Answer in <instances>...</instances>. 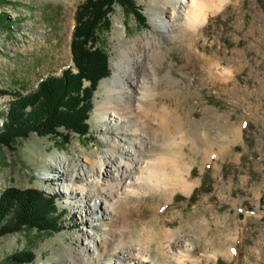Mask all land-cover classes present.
Returning a JSON list of instances; mask_svg holds the SVG:
<instances>
[{
	"label": "rangeland",
	"instance_id": "1",
	"mask_svg": "<svg viewBox=\"0 0 264 264\" xmlns=\"http://www.w3.org/2000/svg\"><path fill=\"white\" fill-rule=\"evenodd\" d=\"M83 1L0 0V19L5 21L0 24V91L8 92L0 96L2 115L14 93L31 92L47 75L73 68L70 40L76 8ZM114 1L94 30L110 74L94 91L88 133L31 132L11 148L0 145V194L9 187L33 188L56 198L62 210L58 232L25 229L0 237V264H76L74 251L83 249L85 232L107 229L104 193L98 195L89 223L80 224L77 200L63 192V185L78 193L81 182L55 179L62 173L70 177L89 163L87 158L105 156L112 136L102 131L106 114L93 111L95 104L113 100L106 89L117 82L118 61H127L126 48L144 34L159 32L152 25L158 14L153 0H132L143 20ZM203 1L202 24L189 41L166 40L158 65L174 82L175 93L159 100L157 110H167L170 132L181 131L178 141L188 136L183 157L194 185L189 192L176 191L166 198L132 197L127 206L134 234L117 242L103 264H114L128 240L137 244L131 252L142 245L141 250L148 251L141 252L149 256L143 264H158L159 250L168 252L167 264H264V0ZM121 66L125 69V63ZM165 87L161 80L156 83L157 91ZM2 121L0 117V128ZM210 139L218 144L213 155L208 153ZM67 164V170L60 167ZM165 199L171 204L158 215ZM167 221L171 223L161 224ZM207 226L214 230L209 237L204 235ZM144 228L152 232L136 237ZM27 251L35 255L31 262L7 261Z\"/></svg>",
	"mask_w": 264,
	"mask_h": 264
},
{
	"label": "bare ground",
	"instance_id": "2",
	"mask_svg": "<svg viewBox=\"0 0 264 264\" xmlns=\"http://www.w3.org/2000/svg\"><path fill=\"white\" fill-rule=\"evenodd\" d=\"M153 2L156 4L155 11L158 16L154 17L152 25L159 32L157 35L144 34L138 40H134L133 46L126 48L127 61H118L117 82L111 83L106 89L113 100L97 101L93 109L108 115L107 118L104 116L102 131L111 134L112 137L107 142L105 156L87 158L89 163L81 166L70 177L62 173L55 179L60 182L75 180L81 182L77 186L78 193H75V189L68 184L63 185L65 188L63 192L77 200L75 204L80 212V224L89 223V217L93 216L94 210L97 209L98 195L104 193L105 197L106 206L102 210V218L106 220L107 229L100 230V233L85 232L83 249L74 251L73 258L76 264H103L105 256L114 250L117 242L131 238L134 234L133 230L129 229L132 212L127 202L132 197L149 194L152 200L154 196L159 195L166 198L171 197L176 191L189 192L194 185V182L189 181L188 162L186 163L183 157V145L188 136L184 134L182 140L178 141L176 134L181 131L170 132L165 115L167 110L162 106L157 110L159 100L166 101L175 93V90L172 92L174 82L171 83L168 75L161 72L158 65L163 59L162 45L166 40L181 38L189 41L196 28L202 24L205 19V2L203 0H153ZM122 63H125V69H122ZM159 80L165 82L166 87L157 91L156 83ZM208 144L210 148L208 153L215 154L217 142L211 140ZM68 166L67 164L60 167L67 170ZM165 200L162 204L159 203L160 208L156 212L158 215L171 204ZM167 222L161 224L167 226L169 222L171 223ZM200 227L203 229L205 224L202 223ZM180 229L168 232L167 237L171 238ZM151 232V228H144L141 233L135 235L145 237ZM212 232L214 230L208 227L204 235L209 237ZM163 235L161 234L162 237ZM148 242L151 248V241ZM136 245L132 240L125 241L118 260H114L113 263L143 264L149 256L141 252L147 250L142 251V245L139 250L131 252ZM226 249L228 251L230 246L228 245ZM158 252V264H167L168 252L161 250Z\"/></svg>",
	"mask_w": 264,
	"mask_h": 264
},
{
	"label": "trees",
	"instance_id": "3",
	"mask_svg": "<svg viewBox=\"0 0 264 264\" xmlns=\"http://www.w3.org/2000/svg\"><path fill=\"white\" fill-rule=\"evenodd\" d=\"M114 0H84L75 11L70 40L73 68L59 75H47L35 89L15 94L8 103L0 128V145L13 147L31 132L40 135H62L67 132L86 135L88 119L93 108L94 91L99 81L110 74L108 58L96 45L94 30L97 22L109 11ZM137 19L143 20L142 10L132 0H119ZM0 19V24L4 23ZM4 90L2 94H7ZM11 94V92H9ZM13 94V93H12ZM62 210L56 198L33 188L9 187L0 194V237L25 229L58 232ZM32 252H19L7 261L26 263L34 260Z\"/></svg>",
	"mask_w": 264,
	"mask_h": 264
}]
</instances>
